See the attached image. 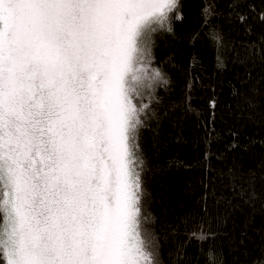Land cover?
<instances>
[{
    "label": "snow or ice",
    "instance_id": "snow-or-ice-1",
    "mask_svg": "<svg viewBox=\"0 0 264 264\" xmlns=\"http://www.w3.org/2000/svg\"><path fill=\"white\" fill-rule=\"evenodd\" d=\"M176 0H0V260L158 264L137 134ZM205 238L203 232L192 234Z\"/></svg>",
    "mask_w": 264,
    "mask_h": 264
},
{
    "label": "trees",
    "instance_id": "trees-1",
    "mask_svg": "<svg viewBox=\"0 0 264 264\" xmlns=\"http://www.w3.org/2000/svg\"><path fill=\"white\" fill-rule=\"evenodd\" d=\"M148 42L161 79L137 143L158 264H264V0H176Z\"/></svg>",
    "mask_w": 264,
    "mask_h": 264
}]
</instances>
